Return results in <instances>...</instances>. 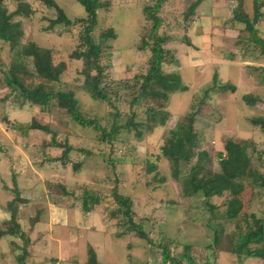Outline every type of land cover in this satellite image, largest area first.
Wrapping results in <instances>:
<instances>
[{"label": "rangeland", "instance_id": "374dc122", "mask_svg": "<svg viewBox=\"0 0 264 264\" xmlns=\"http://www.w3.org/2000/svg\"><path fill=\"white\" fill-rule=\"evenodd\" d=\"M22 1L26 10L31 9L30 14L16 15L12 19L19 22L23 31L21 44L35 42L52 51L55 64H65L60 81L50 87L73 91L81 112L98 119L109 129L116 112L120 113V125L126 124L130 118L134 119L135 124L145 125L122 129L116 141L107 143L99 140L100 132L74 122L55 100L50 103L48 114L30 104L18 109L16 106H20L21 95L7 86V71H4L13 67L15 50L0 41V182L8 185L6 190L0 188V212L5 215L7 212L10 218L0 224V229L7 230L12 225L9 205L15 203L18 196L27 204L31 203L28 208L33 214L31 219L41 217L43 210L48 214L50 210L54 213L80 214L82 219L74 217L79 222L78 226L92 225L95 230L91 237L99 249H95L98 264H241L234 253L236 245L250 229L256 228L252 215L264 220V188L259 187L261 179L255 181L250 175L240 179L244 184L241 195L244 205L236 218H229L225 214L229 193L207 197L203 192L187 194L184 190L185 178L198 164L202 152L207 153L200 160L204 173L220 170V154L226 152L225 144L229 140L247 148L251 159L250 171H256L264 178V129L251 122L253 118L264 117V90L260 95L252 94L261 103L251 107L244 101L246 92L242 89L236 92L229 88L220 89L224 84L230 86L225 83V66L222 62L245 54L238 41L247 36L244 25L232 35L235 41L225 44L223 38L225 19H228L226 23L232 20L237 2L230 1L233 8L229 11L232 15L226 17L225 9L214 15L216 22L213 28L205 29L203 25L201 30L195 29L202 42L192 47L187 44L190 41L189 29L196 25L197 17L204 15L198 13L197 8L194 14L189 13L190 6L197 0L176 2L172 7L164 5L159 14L164 20L160 32L168 36L165 43L169 50L167 57L175 62L165 64L164 70L179 73L178 69L184 65L196 66L197 76L203 80L196 84L188 72L186 81L192 87L178 97L173 95L170 111L175 114L174 117L171 114L164 125L155 127L147 109L152 105L159 107L160 101L149 99L148 103L131 109L133 91L127 85L128 81L145 74L148 69L150 54L140 52L138 46L141 37L147 35L151 28L143 14L144 8L155 4V0H112L110 8L98 11L94 37L102 45V64L105 68L103 86L112 97L115 108L93 99L83 88L84 75L81 71L84 61L72 55L81 48L80 31L83 25L78 22L72 26L53 24L58 16L55 8L40 0ZM55 1L73 22L86 16L85 8L77 0ZM259 1L264 3V0ZM213 2L225 8L222 0ZM19 5L17 0H3V6L7 7L9 13L17 10ZM244 10L253 17L254 0H244ZM111 28L116 31L117 38L101 40V35ZM257 28L264 37V18ZM259 51L250 49V52H254L252 56L255 52L260 55ZM29 70H33L31 63ZM228 72L236 78V69H229ZM93 73L96 71L93 70ZM215 73L218 82L213 79ZM22 80L29 86L41 81L29 74L23 76ZM6 99L7 102L3 103ZM166 104L168 109L169 101ZM12 108H16L14 112ZM191 114L194 116L198 141L193 159L181 162L180 178L175 179L172 162L163 154L162 147L170 144L173 132L181 125L188 124ZM34 121L47 126L51 133L30 129ZM147 124L152 127L147 128ZM139 131L142 132L141 136L137 134ZM3 133H7L8 137ZM17 137L20 152L12 148V144H17L13 142ZM52 142L64 146H54ZM67 146L71 149L64 155ZM6 150L11 154L4 153ZM225 158L229 163L228 156ZM36 171L42 176L33 182L31 179ZM115 190L131 200L134 221L142 226L152 241L141 239L138 232L132 229L130 220L120 210L113 195ZM91 213L94 214L93 218L87 219ZM73 231L77 235L84 233L77 227H73ZM9 243V236L0 241V260L4 264L14 262L13 256L8 260L1 257L2 252H9ZM259 247L264 249V242L249 244L251 249ZM165 248L166 254L177 262H165ZM242 264H264V257L244 258Z\"/></svg>", "mask_w": 264, "mask_h": 264}, {"label": "trees", "instance_id": "16d2710c", "mask_svg": "<svg viewBox=\"0 0 264 264\" xmlns=\"http://www.w3.org/2000/svg\"><path fill=\"white\" fill-rule=\"evenodd\" d=\"M17 1L20 2L18 9L9 13L7 7L3 6V0H0V41L12 46L15 50V62L13 67L9 71L4 70V68H1V70L7 71L5 77L7 86L10 87L13 92L18 91L19 95H21V107H24L25 104H30L33 105L32 107L40 108L41 112L47 113L50 103L55 100L60 108L66 110L68 116L74 122L83 128H91L100 132L99 140L107 143L116 141L122 129H132V126L145 125L142 123L135 124L133 118L126 121V124L120 125L118 120L120 118V113L116 112L109 129L102 125L98 119L88 117L81 112L78 99L73 91L51 88L50 85L53 86L60 81L61 74L65 69V64H55L52 51L37 45L35 42L21 44L20 39L23 35V31L20 29L19 22H14L12 19L16 15H29L31 9L26 10V5L23 1ZM40 1L58 11V16L53 20V24L72 26L78 22L83 25L80 31L81 48L75 50L72 54L73 57L84 61L83 70L81 71L84 75L83 88L93 99L106 102L115 108L116 106L112 97L103 86L105 68L102 64V45L97 42L94 37V32L98 25V11L100 9L110 8L112 2L110 0H77L85 8L86 16L73 22L67 17L65 11L55 0ZM168 1L169 0H155V4L148 5L144 8L143 14L147 22L151 24V28L147 35L141 37L138 50L150 54L148 69L145 74L135 76L133 81L127 82L129 89L133 91V97L130 100L131 109L142 103H148L149 99H157L160 101L159 107L152 105L150 106L151 108L149 107L147 109V114L150 115L149 118L152 120V124L153 126L155 125V127L164 125L170 117L171 113L167 109L166 102L170 100L171 95L177 92H185L190 89L189 86L184 83L179 73H168L164 70L165 64H175V62L168 60L167 57L169 50L165 47V43L168 41V36H164L160 32L164 20L159 14ZM202 1L203 0H197L193 3L189 8L191 10L189 13L194 14V10ZM235 1L237 2V6L233 10V18L231 21L234 24H239L240 29L241 25H244L243 30L247 32V36L241 39L239 38V44L245 49L244 53L246 55H252L254 52H250V49H254L255 51L260 50V55L255 52L258 59L264 58V37L260 35L259 29L257 28V24L264 18V12L262 11L264 3L259 0H254V15L250 17L244 10V0ZM106 38H117L114 28L103 33L100 37L101 40ZM187 42L189 46H192L191 41ZM251 44L253 45L252 47H250ZM30 63L33 67L32 71L29 70ZM93 70L96 71L95 74ZM28 74L41 79V81L34 86H29L22 80L23 76ZM213 79L215 82H218L217 73H215ZM227 83L230 84V86L224 84L225 86H221L220 89L229 88L232 92L237 91V86L234 83ZM243 99L247 105L251 107L261 102L260 99L252 95V93L244 94ZM133 116H135V113H133ZM188 118H190L188 124L186 126L181 125L177 131L173 132L170 144L162 147L163 154L172 162L173 177L175 179L180 178L181 162H188L193 159L194 149L198 141L197 132L194 128V116L191 114ZM251 122L253 125L261 126L264 129V117L253 118ZM146 127L151 128L152 126L147 124ZM30 129H42L45 132L51 133V130L47 126H43L36 121L31 124ZM137 134L141 136L142 132L139 131ZM52 145L64 146L57 142H52ZM70 149L71 147L67 146L64 150V155L68 154ZM225 151L226 152L220 154V170L218 172L208 170L206 173L203 171L200 160L206 157L207 153L202 152L199 156L200 160L198 164L193 168L191 174L185 178L184 190L187 194L203 192L207 197L222 196L225 193H229L230 199L225 214L229 218H236L240 216L244 205L243 199H241L244 184L240 179L249 175L255 181L261 179L262 183L259 187L264 188V178L261 177L258 172L250 171L251 159L247 148L243 145L234 140H229L225 144ZM225 156H228L229 163H227ZM152 167L154 168V166ZM201 174L202 176H200ZM113 195L120 205V210L123 211L124 215L130 220L132 229L138 232V236L141 239L149 240L142 226L134 221L131 211V200L120 194L117 190L114 191ZM22 202L25 201L20 200L17 196L16 202L9 205L11 211L10 223L12 225H10L7 230L0 229V237L6 234L16 236L23 235L18 222L19 203ZM252 217L256 224V228L250 229L246 235L243 236V240L238 242L236 249H234V253L237 254L238 258L241 260V264L244 258L264 257L263 248H249L250 243L261 244L264 242V220L256 218L255 215H252ZM149 241L152 240L150 239ZM26 246L25 244L24 254L18 257L20 264H25ZM166 253L165 248V262H177L176 259L170 258ZM87 256V261L84 264L99 263L96 251L93 247H89Z\"/></svg>", "mask_w": 264, "mask_h": 264}, {"label": "crops", "instance_id": "0c3cea01", "mask_svg": "<svg viewBox=\"0 0 264 264\" xmlns=\"http://www.w3.org/2000/svg\"><path fill=\"white\" fill-rule=\"evenodd\" d=\"M186 1L187 0H169L166 3V5L172 7L173 3L176 2L184 3ZM222 1L225 2V8H220L216 6L213 0H203L202 3L198 5L196 11L204 15L200 18L197 17L195 21L196 27L192 26L190 29L188 28L189 30H191L189 37H190V41L192 42V46L193 44L199 45L202 42L201 36L196 35L195 29L200 28L201 30L203 25H204L203 28L205 29L213 28V25L216 22V20L213 19L214 15L223 9H225L226 17L232 15V13H230L229 11L230 8H233L231 7L230 1H234V0H222ZM193 17L196 18V16ZM226 20L228 19H225V28H222L224 31L223 35H225L223 36L225 40V44L228 41H235V38L233 39L232 35H234L235 31H237L238 33V27L240 26L239 24H234L231 21L226 23ZM252 55L244 54L242 56L240 55L233 57V60L225 59L222 62V65L225 66V83L233 82L237 86V90L242 89L244 92H246V94L252 93L255 95H260L261 92L264 90V77H261L262 74H264V70H263L264 58L258 59L255 55L254 56ZM241 58L246 60L242 61ZM233 68L236 69V74H237L235 76L236 78H233V73L228 72L229 69H233ZM178 72L183 78L184 83L189 87L192 86L191 83L186 81V78H188L187 76L188 72L189 75L192 77L190 79H192L196 84L200 82L201 79L203 80V78L197 76L198 68L196 66L184 65L183 68L178 69ZM226 75H229L230 77H226ZM181 93L183 92H177L172 94L171 99L169 100L168 109L169 112L172 114V117H174L175 115L173 112L170 111L171 101L172 99L174 100L173 95H175L174 97H178ZM4 102H7V99L4 100L3 103ZM260 103L261 102H259L258 104ZM26 106L27 105H25L24 107ZM16 107L20 110L21 108H23L18 105ZM15 109L16 108H12L11 109L12 112H14ZM16 111L19 112L18 110ZM8 120L10 121L12 119L8 118ZM3 134L7 135L8 137L7 133H3ZM1 138L2 136L0 137V139ZM13 142L17 143L18 137L17 140L16 141L14 140ZM9 143L11 144V142ZM19 145L20 143L19 144L17 143L15 145L12 144V148H14V151L20 152L19 150H21L20 149L21 147ZM12 148H10L9 150L11 151ZM4 153L11 154V152H9L8 150H6ZM6 158H8V156ZM41 176L42 174L36 171L33 173V179L31 180H33V182H36L37 180H40ZM0 184L2 185L0 186L1 189L6 190V186L8 187L7 184L3 185L2 182H0ZM30 189L29 192H31ZM26 202H22L19 207L18 222L20 224V228L23 235L16 236L11 234H6L0 237V241L5 237L8 236L10 237L9 246L11 245V247L9 252H2L1 257H3V260L11 259L13 256L14 262L12 264H20L18 257L24 254V247L26 244L27 246H26L25 264H84L88 258L87 256L88 248L93 247L94 249H97L96 243L91 237V235H93L94 233L93 231H95L94 229H92V225L91 226L88 225L89 228L86 229V227L88 226L85 227L81 225L78 226L79 222L74 220V217L76 216L82 219L80 214L74 215L73 212L71 215L68 213L65 214V212H60V211L54 213L52 212V210H50V214H48V211L43 210V215L45 211L44 216L41 215V217L39 218L31 219V216H33V214H31V212L28 209L31 203L27 204ZM8 215L9 214L7 212L6 215L5 213L1 214L0 212V224H2V222H7L10 219ZM93 215L94 214L91 213L87 215L86 218L87 219L93 218ZM73 227H77L79 231H84V233L82 232L83 233L82 235H77V232L74 233ZM98 250L99 249H97V251ZM0 264H4V263H2V261L0 260Z\"/></svg>", "mask_w": 264, "mask_h": 264}]
</instances>
